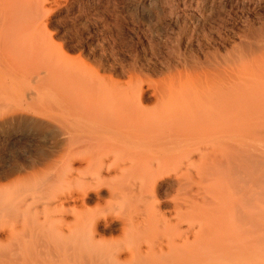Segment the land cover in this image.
<instances>
[{"label": "rangeland", "instance_id": "rangeland-1", "mask_svg": "<svg viewBox=\"0 0 264 264\" xmlns=\"http://www.w3.org/2000/svg\"><path fill=\"white\" fill-rule=\"evenodd\" d=\"M20 1L17 2L19 9L21 5ZM22 1L25 5H21L23 7L21 10L25 11V20L30 31L29 38L32 42L35 41V43H40L41 41L43 45L41 47L44 48L40 51L42 53L46 50L43 52V55L45 59L48 57L47 61H50L48 65L52 64L54 69L58 70L57 72L63 76L73 74L80 78L82 75L80 80L83 79L84 81L91 82V86L94 88L90 87V89L92 88L91 90L86 89L88 93H84V91L77 93L71 99L67 97L65 101V96L62 98L60 93L56 95L57 97L55 96L57 92L55 94H52L54 91L49 92L51 95H48V92L45 93L39 99V102L41 101L40 103H42L43 99L49 102H43L44 106H40V103H35L37 105L34 104L35 107L40 106V111L29 109V123L8 126L10 132L0 137V194H6L5 197V194L0 197H7V199L0 198V202L1 204L7 203V208L11 204L13 207L10 206L8 209L11 212L17 208L18 218L21 216L20 213L23 214V210L27 209V205L30 212L25 210L26 217H23L25 214L22 215L20 217L21 220H17L13 212L8 217L5 216L6 214L4 216L1 215L3 219L5 217L6 224L9 223L10 225L12 223L10 221L11 218H14L11 227L17 220L16 224L19 225L15 228V224L14 228H12L20 232L19 234L16 233L17 235H13L16 231L14 230L12 233L13 229L10 227L11 231L9 230L1 235L0 252L2 253V258H0V264L52 263L59 261L58 259L61 256V259L66 263H72L73 261V264H95L97 261L99 264H115L111 263L110 259L119 250L123 251V256L121 262L117 264H165L156 253H150L147 260L143 263H134L133 259H135L139 248L146 251L150 246L158 242L164 241L165 243L168 240V237L165 236L167 234L161 235L162 232L158 234L159 232L156 230L154 231L157 235L151 233L152 231L149 234L147 233L148 235L142 233L135 234V231L131 229L128 230L129 233L127 231L123 234V225H121L122 219L133 218V216H139L137 218L139 221H142L146 215H143L144 218L142 219L140 216L146 214L149 209L146 208L150 206V204L146 206L147 201H153L155 196L163 203L162 209L164 213L168 216L172 215L170 217H174L175 206L183 200V196L178 194L176 187L169 188L168 183L156 193L151 189L145 190L148 188V185L147 187L145 186L146 178L144 175L150 173L156 174L155 172L161 169L163 170L162 175L165 174V177L170 178L169 182L172 181L173 183L183 177L192 176L195 178L194 191L197 192L201 189L195 168L180 169L179 167L176 168V164V166L173 165L171 160L178 144L173 145V148H170L171 150H164L163 147L161 148L157 145L158 141L162 143L164 140V138L161 140L162 134L160 133H164L162 131L163 128L161 129V125L158 128V124H161V121L166 117V111L163 114L162 108L164 106L162 107V101L169 100L168 96L166 100L163 98V94L165 96V91L163 90L168 89L166 95H170L171 91L170 93L167 92H169L171 86L179 89L183 85H196L198 82L195 79L197 75L195 72L198 70L195 71V68L203 67L199 72L207 71L206 65L210 63L211 66L213 62L220 65V70L224 67L225 70L222 71L235 74L236 80H238L237 83L239 84L242 83L241 79H243L242 81L251 83L264 81V60L262 57L264 53H262L263 55L261 54V51L264 52V3L251 0H38L39 2L36 0L37 2H35L39 3L41 7L39 8L38 5V7L34 6V8L32 3L27 4V0ZM29 2L31 1L29 0ZM36 3L33 2V5H36ZM28 5L35 10H29ZM24 8L28 9L23 10ZM40 34L43 36L42 38ZM246 47H251V49L247 50ZM241 49L243 53H241ZM254 49H257V52L259 50L260 53H257V55ZM246 50L250 54H254L252 52H255L257 57L260 54L261 57L257 58L256 55H249ZM232 53L246 55L240 57L238 54L234 55ZM52 62H54L55 66ZM233 63L234 65H232ZM52 66L51 68H53ZM45 68L49 67L46 66ZM10 77L0 74V82L3 78L6 79L5 81L8 79L9 81L7 82L10 85V87H5L6 83L4 82L5 86L1 88L2 82V85H0V93L2 91L10 93V95L1 93L6 99L10 98L8 100L2 98L5 105L10 104L11 108L12 106L16 107L14 109L22 105L23 109L28 110L33 105V101L30 103L31 105L27 104V102L29 103L32 98L34 99V96L35 99L38 98L41 94L40 90H38L39 87L36 85L35 76L32 77L33 80L29 78L31 82L29 81L26 84L24 82L22 85L18 81H15V78L11 77V79ZM11 87H13V91ZM32 92H35L37 96L32 94ZM178 94L181 96L180 98L177 95L180 98L179 101H184L187 96L185 94L187 93L183 91ZM173 98L175 99V97ZM177 99L169 100L165 104L167 103V106L171 104V107L169 106L168 108L173 109L172 105L175 104L174 102ZM67 101L71 105H68ZM36 102L38 101L36 100ZM4 103H0V112L7 109V107L6 109L4 108ZM50 103L55 105L56 108L51 106L55 112L46 106H50ZM1 105L2 107L4 106V109ZM134 105L141 107L138 106L140 109H137L139 111L136 110L137 114L134 110L131 111V114L134 113L132 117L131 114L126 112H130L128 109H131V107H136ZM181 105L177 103L174 106L180 107ZM44 109H50L51 114H48L50 111L48 110L47 116L44 115L46 113H44ZM41 110L42 113L40 114L43 115H37ZM56 111H60V114ZM35 112L37 113L34 114ZM61 112H63V115ZM123 115L129 120H126ZM164 115L165 117H163ZM51 116L55 119L57 117L59 120L55 121L54 118L52 120ZM49 117L52 122H56V124L54 123L55 126L51 123L49 129L40 131L34 122L46 123L50 121ZM44 120L47 121L45 122ZM60 120L65 124L60 123ZM58 123H60L62 128L67 129L59 130L61 128L59 125V129L57 128ZM162 125L164 127V124ZM69 126H73L74 128H72L75 131L71 132L73 130L72 128L69 130ZM259 127H262L261 124ZM140 131H142L143 135H147V140L143 141L142 139V143L140 140L138 141L139 143H136L138 139L136 140L134 137ZM133 135L134 137H132ZM118 141L122 143L120 144ZM101 144L118 147V150L111 151L109 154L111 155V162L114 161L115 157L118 159V162L115 161L114 172H112L113 176L111 178L121 188L119 190L120 197L117 196L118 199L116 198L115 200L107 199L100 204L87 203L85 207H83L82 201L71 203V205L69 204L71 209L75 206L77 208L75 215H71L73 212H70L65 222L58 224L52 222L47 227L45 223L49 218L50 212L46 210L47 199L44 198L43 192H41L42 187L39 186L44 185L43 191H45V188H49V185L50 187L52 186L51 184L55 185L58 179L55 181L53 179L58 177L57 169L53 170L51 166H46L45 168V165L38 164L36 167L39 169L34 168V172L28 168L26 172L8 176L9 165L17 160L19 163L27 162L30 164L41 157L42 152H51L52 150L56 156L59 155V158L55 157L56 160H60L61 156L70 153L69 158L72 162H75L73 167L74 175L72 176L74 178H71L67 185L65 184L67 180H62L64 186H62L61 181L56 185L59 186L62 192L59 193L61 194L78 195L84 183H88V181H91L97 175V169L95 165H90L91 161H89L88 157H91L92 148L95 149L97 145L102 146ZM57 152L60 154H57ZM92 154H94V151ZM136 155L142 159L141 162L133 168L129 167L128 163L130 159ZM74 156L76 158L72 159ZM148 156H151L153 159H147ZM81 158H86V160H82ZM162 159L164 160L162 161ZM165 159L167 164L164 162ZM125 161V167H120V164ZM195 161L200 163L198 159ZM170 166L173 167L171 168ZM55 168H58L57 163L55 164ZM122 168L127 169L121 175L119 171ZM166 172L168 173L166 174ZM27 173H30V175ZM2 175L4 176L2 177ZM52 175L54 177L51 180H49L50 178L46 179L47 181L45 180L47 176L51 177ZM42 181H44V184H41L43 183ZM23 182H28V184H23L25 187L27 185L26 188H23L24 186L21 184ZM45 182L49 184H45ZM56 185L54 188L59 190ZM12 186H15L17 191ZM19 186H22V188L19 189ZM118 186L117 188H119ZM34 188H39L38 190L40 191L37 189L33 191L32 189ZM18 190H21L22 193L20 197L18 196L21 193H18ZM12 192H14L13 195L18 197L14 196L17 200L13 201ZM38 193L44 199L40 198L39 195V197H36ZM10 195L12 201L9 199ZM23 199L24 201H22ZM20 201L21 203H19ZM25 202L27 205L24 204ZM18 203L23 208V210L20 209V213L17 206L19 205ZM1 204L0 208L5 213L6 205L2 207L3 205L1 206ZM24 205L26 208L23 207ZM11 208L15 209L11 210ZM1 209L0 214L2 212ZM2 217L0 223L5 222V219L2 220ZM91 217L101 219L103 217H111L118 219L119 222L115 223L112 233L108 231L105 235L96 237L92 235L91 229L87 226L71 224L75 219L84 220L86 218V220L90 221ZM23 218L26 219L24 220ZM23 224L29 225V229ZM39 224L41 225L39 226ZM42 225H44L43 228H41ZM21 228L22 230H20ZM26 228L29 232L26 231ZM23 229L26 234L22 232L24 231ZM37 233H41L42 235L39 236ZM257 236L260 238L264 237L262 234L253 236L255 242L260 239ZM250 240L252 241V239ZM262 241L253 242L251 245L249 238L241 237L233 246L236 249L226 252L225 257L223 254H219L218 251L207 250L205 248L206 250H197V253L193 252L191 259H185V257L179 258L180 261L178 260L177 262L179 263L176 264H181L180 262H183L184 259V264H264V248H262L264 247V239ZM170 259L173 260L171 261ZM177 259L178 257H171L168 261L171 264H175L174 260L176 261ZM187 260H192V262L190 263ZM168 261L166 264H170ZM97 262L96 264H98Z\"/></svg>", "mask_w": 264, "mask_h": 264}, {"label": "bare ground", "instance_id": "bare-ground-1", "mask_svg": "<svg viewBox=\"0 0 264 264\" xmlns=\"http://www.w3.org/2000/svg\"><path fill=\"white\" fill-rule=\"evenodd\" d=\"M27 1H28L27 4L32 3L33 7L34 6L38 7V5H39V8L41 7L39 3L38 4L36 3L38 0L37 1L36 0H34V1L30 0L31 2H29V0H27ZM32 1L34 3H36V5H33ZM251 1H257L258 3H264V0H251ZM17 2H16V0H0V74H4V75H6V77L11 76V77H13V79L15 78L16 79L15 81H18V83H20L21 85L24 84V82H25V84L28 83L31 80L29 78H32L35 76L36 85H37V87H39L38 90H40L39 92L41 94L36 99L34 96L35 101L32 98V100H30L31 102L30 101H29V103L27 102V104H30L33 101V103H32L33 105L30 104L31 107H29L28 110H26V109H23L22 105H20V106H22L21 108L19 106V107H17V109H14L16 107H13V106L11 108L10 104H8L6 106L4 103V100H8L10 98L6 99L5 97H3L4 95L1 94L3 91L0 93L1 102H2V104L4 103V105H5V107L4 106L3 107L5 109L7 107L6 110H3V112H0V137L5 136L6 133L10 132L8 126H12L15 124L25 125V124L29 123V121H28L29 115H30L29 109H31L32 111L39 110L40 106H44L42 104L43 102L44 103L49 102L48 100L44 101V99H43L42 103H40L41 101L39 102V99H41L45 95V93L48 92V95L49 94L51 95V93H49V92L54 91V92H52V94H55L57 92L55 94V96L58 93H60L62 95V98L65 96L64 97V101H65L67 99V97L69 99H71L72 97L76 96L77 93H80L83 91H84V93H88L86 91V89L91 90L92 88L90 89V87H93V86H91L92 85L91 82L86 81V80L84 81L83 79L80 80L82 75L80 76V78H78L77 76H75L73 74L69 75V76H63L62 74L57 72L58 70L54 69L52 64L48 65V63L50 61L48 62L47 61L48 57L45 59V56L43 55V52L46 50H44L41 53V51L44 48V47H41V46H43L41 44V41H40V43H38V42L35 43V41L32 42L29 38L30 31H29L27 21L25 20V11L21 10V8H23V7H21V5L24 2L22 0L20 1L21 2V5L19 6L20 9L17 7L18 6ZM178 3H180V2H178ZM24 5L25 4H23V6ZM25 7H27V6H25ZM28 8H29V10L34 9V8L32 9V7H30V5H28ZM28 8H26V9H28ZM26 9L24 8L23 10H26ZM42 37L43 36L41 35V38ZM40 40H42V39H40ZM43 43H45V42H43ZM247 46H248V44H247ZM248 47H246L247 50L251 49V47L250 48H248ZM256 50L254 49L256 54L260 53L259 50H258V52ZM239 51H238V53H239ZM247 52L249 55H254V56L256 55L255 52H252L254 54H250L249 51H247ZM238 53H232V54L236 55ZM241 53H243V50L241 51ZM262 53H264V52L261 51V54ZM238 55L241 57V56H245L246 54H238ZM257 55H256V57H257ZM259 56H260V54H259ZM259 56L257 58H259ZM262 57L264 60V56H262ZM249 58H250V56H249ZM206 59H208V58H206ZM52 63L55 66L54 62H52ZM208 64L210 66V63H208ZM208 64L206 65L207 69H208L207 71H200L199 72V70L203 69V67L195 68V71L198 70L197 72H195V74H197L195 79L198 82L196 85H194V86L189 85V84L183 85V86L180 85L181 87L179 89H176V88L171 86V88H169L170 89L169 92H167V93H170V91H171L170 95L169 94L166 95V91L168 89L163 90V91H165L166 97L161 92L163 94V98L165 100L168 97H169V100H175L178 98L177 99L178 102L177 101L176 102L178 104L180 103L182 105L180 107H175L174 105L177 103L174 102L175 104L172 105L174 108L172 107L173 109H169L168 107L171 105L170 104L167 106V103H168L167 101H169V100L165 101V102H167L166 104H165V102L162 101V107L164 106L162 108V110L164 111L163 114H165V111H166V114H165L166 117H165V115L163 116L165 118H164V120L161 121V124H158L159 125L158 128L161 126H162L161 129L163 128L162 131H164L165 134L163 132H160L162 134V136H161V134H160V136L162 137L161 140H163V138H164V140H163L164 143H163V141H162V143H160L161 141H158L159 139L156 140V141H158L157 142V145H159L158 147H161V148L163 147L164 150L173 148V145L178 144L176 147V152H174V154L172 156V160H171L173 162V165L176 164L177 165L176 168L179 167L180 169H182V168H187V169L195 168V170L198 174L197 178L199 181V185H201V189L198 190L197 192L194 191V189H195L194 188L195 187L194 186V179L195 178L192 176L183 177V178L179 179L177 182H175V183H177V184H175L172 181L169 182L170 178L165 177L164 176L165 174L162 175L163 170H161V169H158L159 171H156L155 172L156 174L150 173L148 175H144L146 178V180L144 178V180L146 182L145 186L147 187V185H148V188H146L145 190L151 189L153 192L156 193V192H159V190H161V188L166 183H168L169 188H175L176 187L178 194L183 196V200L175 206L174 217H170L172 215L168 216V215H166V213H164V211L162 209L163 203L157 199V196H155L153 201H150V202L147 201L148 203H146L147 204L146 206H148L149 204H150V206H148L146 208V209L149 208L147 210V213L141 215V216L146 215V217L144 218V216L143 217L140 216L141 219L144 218V219H142V221H139V219L137 218L139 216H136V217L133 216V218L129 217V218L122 219L123 221H122L121 225H123L122 226L123 234H125L129 229L135 231L134 232L135 234H137V233L138 234H140V233H142V234L148 233L149 234V232H151V231H152L151 233L156 234V232L154 231V230H156L157 232H159L158 234H161V232H162L161 235L167 234L165 236L168 237L167 238L168 240L165 243H164V241H161L160 243L158 242L159 244L156 243L155 245L150 246V248L146 251H144L142 248H139L137 250V255H135V259H133L134 263H137V262L143 263L144 261L147 260V257L150 253H156L157 255H159L161 261L163 260V263L165 262V264L167 263L169 258L178 257V259L176 261L174 260V263L176 264V263H179V262H177L178 260L180 261L179 258L185 257V259L186 258L191 259L193 252L197 253V250H206V249L218 251L219 254H223V256L225 257L226 252L232 251V249H236V248H233V246L238 242V240H240L241 237L242 238L243 237L249 238V242L252 245L253 242H255V239L253 240V236H255L257 234H262L264 236V126H263L264 125V83H263L264 81H260L257 83L256 82L251 83L248 81H242L243 79L240 80L238 78L242 82L239 84V83H237L238 80H236L235 74L227 73L226 71H222V70H225L224 67L221 68L222 70H220L219 69L220 65L218 64L219 65L218 66L217 63L216 64L214 62L211 63L210 67L208 66ZM232 65H234V63ZM46 66L49 68L46 69L45 68ZM51 66L53 68H51ZM204 66H205V64H204ZM206 66H205V69H206ZM227 68H229V67H227ZM2 80H4V81H2ZM2 80H1V82L3 85L0 82V85H2L1 88L5 85H6L5 87H7V86L10 87V85H8V82H7V81H9L8 79H7V81H5L6 79H4V78ZM32 80H33V78H32ZM3 82L6 84L4 85ZM33 82H35V81H33ZM12 83H13V81H12ZM14 86H16V85H14ZM1 88H0V90H1ZM12 88L13 87H11V89ZM4 90H6V89H4ZM8 91H9V89H8ZM12 91H13V89H12ZM183 91H185L187 93V94H185L187 96L185 97L184 101L181 100V102L183 101L184 103L183 102L181 103L179 101L181 96L178 93L183 92ZM3 93H5V91ZM7 94L10 95L9 92ZM32 94H35V92L34 93L32 92ZM32 94H31V96H32ZM262 94H263V97H262ZM35 95L37 96V94H35ZM172 95H173V97H175V99L172 97ZM177 95L180 96V98L177 97ZM8 97H10V96H8ZM2 98H5V99L3 100ZM59 98H60V96H59ZM139 98H141V97L139 96ZM36 100L38 102H36ZM61 100H63V99H61ZM138 102H139V99H138ZM35 103L36 104L40 103V106L35 107L34 106ZM68 103L69 102L67 101V104ZM127 103H128V101H127ZM163 104H165V105H163ZM68 105H71V104H68ZM8 106H9V108H8ZM27 106H29V105H27ZM46 106L50 107V108H51V106L55 107V105H53L51 103H50V106L49 105H46ZM134 106H136V105H134ZM138 106H136L137 108L131 107V109H128V110H130V112L127 111L126 113L131 114V111H133V110L136 113V110L140 109V108H138ZM1 107H2V105H1ZM139 107H141V106H139ZM164 108H166V110H164ZM34 109H36V110H34ZM68 109H69V107H68ZM42 110H41V112H39L40 111L39 110V111H37L39 113L35 112L34 114L37 113V115H38V114L42 113ZM48 110H50V109H48ZM48 110L44 111V113L46 112L44 115L47 114ZM51 110L55 112V110H53L52 108H51ZM51 110L49 111L48 114H51L50 113ZM104 111H105V109H104ZM137 111H139V110H137ZM54 112H52V113H54ZM56 112L59 113L60 111H56ZM63 112H61V114ZM55 114H57V113H55ZM133 114H131V116ZM40 115H43V114H40ZM51 117L53 120L54 117L53 116H51ZM46 118H48V117H46ZM125 118H126V120L128 119L127 117H125ZM49 120L50 121H48V122H46L47 120H44L46 123L37 122V121L34 123L40 131H44V130L49 129V127H50L49 125L51 123H53V125H54V123L56 124L55 121L59 120V119H57V117H56V119L54 118L55 121H53V122L51 121V118ZM31 121H32V119H31ZM60 123L65 124L62 121ZM60 123L57 124V128L59 129V127H60L61 129H59V130H63L64 128H62L60 126ZM162 124H164V127ZM260 124L262 127H259ZM58 125H59V127H58ZM65 126H68V125H65ZM72 127L69 126L68 129L70 130V128H72ZM73 128H72L73 131H71V132L75 131ZM66 129H64V130H66ZM69 130H68V132H69ZM65 132L68 133L67 131H65ZM140 132L142 133V131H140ZM139 133L137 135H135L136 137H134V135L132 136L136 140L138 139L136 141V143H139L138 142L139 140L142 143V139H143V141H145L146 136H147V135L145 136V134L143 135V133L142 134L141 133L139 134ZM155 134H156V131H155ZM166 134H168V135H166ZM160 136H159V138H160ZM117 139H120V138H117ZM133 142H135V141L133 140ZM119 143L121 144L122 142L120 141ZM158 143H160V144H158ZM117 148L118 147L115 145H112V146L97 145V147L95 148L97 151L94 148H92V152L90 153L91 157L88 155L89 156L88 159H89V161H91L90 165H95V167L97 169V171H96L97 175H96V177L92 178L91 181H88V183H84L82 190L78 195H74V194L64 195L65 193L61 194L62 192L60 191L59 186L56 185V184H59V181L62 182V180L63 181L67 180L66 181L67 183H65L67 185L69 180L71 178H74L72 176L74 175L73 174V170H74L73 167H74L75 162L74 161L72 162L71 159L69 158L70 153H68L65 156L64 155L61 156L60 160H56L55 157L59 158V155L56 156V154L54 153L53 150H52L53 152L51 150H50L51 152H42L41 157L32 161L30 164H28L27 162L19 163V162H17L18 161L17 160L16 162H13L11 165H9L10 167L8 169L9 170L8 176L16 175V174L21 173V172H26L28 168L31 169L32 172H34L35 171V170H33L34 168L39 169L38 167H36L38 164L45 165L44 166L45 168H46V166H51L53 170L57 169L56 171H58L57 172L58 177L55 175L57 178H54L53 180L55 181L58 179V182L56 181L55 185H56V187L59 188V190H56L57 188H54L55 185L51 184V182H50V184L52 186L50 187V185H49V188L48 187L45 188V191H43L44 185L39 186V187H42L41 192H43L44 198L47 199V202L45 201L46 202V210H47V212H50V215H51V216L49 215V218L46 220V223H45L46 226L49 227L52 224V222H56L57 224L60 222H65V219L70 214V212H73L71 215H73V214L75 215L77 208L75 206L71 209L69 207V204L71 205V203H77L78 201H82L83 207H85L87 203L100 204L102 202H105L107 199H109V200L114 199L115 200L117 198V196H119V194H120L119 190L121 188H120V186L116 185L114 179L111 178V176H113L112 172H114L113 167H114V164L116 163L115 161L118 162V159L115 157L114 161L111 162L110 161L111 155L109 154L111 151L118 150ZM148 149H150V148H148ZM43 151H44V149H43ZM93 151H94V154H92ZM57 154H60V153L57 152ZM75 158L76 157L74 156L72 159H75ZM86 158H87V156H86ZM86 158H81V159L86 160ZM128 158H129V156H128ZM148 158L153 159L151 156H148L147 159ZM78 159H79V157H78ZM196 159H198V161L200 163H197L195 161ZM141 160L142 159L139 156H137V155L133 156L128 163L130 165L129 167L133 168V167L137 166L141 162ZM163 160L164 159H162V161ZM168 160L170 161V159H168ZM160 162H161V160H160ZM164 162H166V164H167L166 159ZM54 163L55 164L57 163L59 169L55 168ZM53 165H54L55 169L53 168ZM124 165H126V161L124 163H121L120 167H122ZM163 166H164V164H163ZM166 166H167V168H169L168 165H166ZM126 169L127 168H122V170L119 171V174L122 175L124 172H126ZM31 170H30V172H31ZM167 173L168 172H166V174ZM27 174L30 175V173H27ZM3 176L4 175H2V177ZM162 176H164L165 178ZM31 177H33V176L31 175ZM53 177H54V175H52L51 177L47 176V178H45V180L48 178H50L49 180H51ZM160 177H162V178H160ZM77 181H75V182H77ZM28 182H25V183L23 182L21 184H22V186H24L26 183L28 184ZM42 182L43 183H41V184H44V181H42ZM47 183L45 182V184H47ZM62 184H63V182H62ZM36 185H37V183H36ZM22 186H19V189L22 188ZM46 186H48V185H46ZM62 186H64V184ZM117 186L119 188H117ZM26 187H27V185H26ZM26 187L24 186L23 188H26ZM13 188H14V190H16L15 186ZM17 188H18V186H17ZM36 189L34 188L32 190L36 191ZM11 190H12V188H11ZM21 190L20 191L18 190L19 191L18 193H21ZM38 191H40V190H38ZM59 192H61V193H59ZM35 193H37V192H35ZM3 194H5V193H3ZM3 194H0V196L1 195L3 196ZM13 194H14V192H12V195ZM67 194H69V193H67ZM21 195H22V193L19 194L18 197H20ZM38 195L40 196V198L44 199L43 197H41V195L39 193L37 194L36 197H39ZM5 196H6V194L4 195V197ZM14 196L17 197L16 195H13L12 198H14ZM0 198H2V197H0ZM4 199H7V197ZM9 199L12 201L11 195H10ZM15 199L16 198H14L13 201ZM10 200H9V202H10ZM0 201H1V199H0ZM22 201H24V199ZM19 203H21V201ZM0 204H1V202H0ZM24 204H26V202ZM4 205H6L5 206L6 210L4 213V210L0 208L2 211L0 214V219L5 214H6L5 216L8 217L13 212V214L15 215V218L17 220H19L20 217H22V215H24L26 213L25 210L29 212L27 204H26L27 209H24V210L21 207V204L17 205L19 207L18 208L19 213H20V209H22L25 212V213L23 212V214L20 213L21 216L18 218L19 214L17 213V208L15 211L13 210L11 212L8 209L12 205L9 204V208H7L8 207L7 203L1 204L2 207H4ZM23 207L26 208L25 205ZM12 209H15V208H11V210ZM22 210H21V212H22ZM2 213H4V214H2ZM16 213H17V215H16ZM138 213H139V211H138ZM23 217H26V214ZM27 218H28V216H27ZM4 219H5V217H4ZM4 219L2 217V220H4ZM13 219L11 218V220H10L12 223L14 221ZM53 220H55V221H53ZM16 221L12 226L13 228H14V225L16 224ZM116 222H119V220L116 218L103 217V219H101L98 217L97 218L91 217L90 221L86 220V218L84 220L83 219L82 220L75 219V221L72 222L71 224H73V225L75 224L77 226L78 225L87 226L89 229H91L92 235L94 237H96V236H100V235H105L108 231L110 233H112V231L114 230L113 228H114ZM2 223H5V224H2ZM2 223H0V237L2 234H5L7 231H9L10 230L9 228L12 225V223H11V225L9 223L6 224V219H5V222H2ZM17 225H19V224H16L15 228L17 227ZM23 225L29 229V227H28L29 225L28 226H27V224L26 225L23 224ZM40 225L41 224H39V226ZM44 225H42L41 228H43ZM25 227H23V228H25ZM27 228H26V231H28ZM14 230L15 229H13L12 233L14 232ZM20 230H22V228ZM15 231L16 232L13 235H17L16 233L19 234V232H20V231L18 232L17 230H15ZM22 232L24 233L25 230ZM128 233H129V231H128ZM25 234H26V232H25ZM37 235L40 236L42 234L37 233ZM46 235H48V234H46ZM6 236H10V235H6ZM257 237H259V236H257ZM261 238L264 239V237H261ZM261 238L259 239V241L263 240V239L261 240ZM250 239H252V241ZM5 240L8 241L7 239H5ZM259 241H257V242H259ZM257 242H255V243H257ZM245 243H247V242L245 241ZM61 248H62V246H61ZM61 248L59 247V249H61ZM262 248H264V247H262ZM237 249H239V247H237ZM62 250H64V249H62ZM2 252H4V251H2ZM1 254L2 253L0 252V258H2ZM122 256H123V251L122 250L117 251L115 254L112 255V257L110 259L111 263L117 264V263L121 262ZM130 257H131V255H130ZM61 258H62V256H61ZM61 258L58 259L59 261H57V262L39 263V264H73V261H72V263H70V262L66 263ZM68 259H69V257H68ZM70 259H72V258L70 257ZM185 259L183 262H185ZM130 260H131V258H130ZM187 261H189V260H187ZM96 262H95V264H96ZM183 262H180V263L182 264ZM189 262L191 263L192 260H190ZM187 264H189V263H187Z\"/></svg>", "mask_w": 264, "mask_h": 264}]
</instances>
